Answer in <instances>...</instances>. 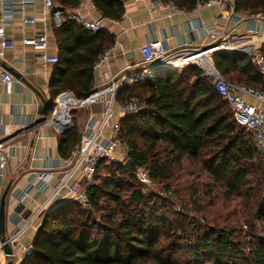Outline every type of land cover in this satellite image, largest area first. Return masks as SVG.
<instances>
[{
	"label": "trees",
	"instance_id": "16d2710c",
	"mask_svg": "<svg viewBox=\"0 0 264 264\" xmlns=\"http://www.w3.org/2000/svg\"><path fill=\"white\" fill-rule=\"evenodd\" d=\"M161 1L192 12L197 1L206 0ZM54 2L77 8L81 0ZM93 3L102 18L117 21L124 14L123 0ZM234 6L245 15L264 13V0H235ZM53 32L58 63L48 84V109L65 91L85 100L93 87L95 62L113 45L106 31L92 33L73 21L65 20ZM212 62L228 83L264 93V73L246 55L216 52ZM129 101L145 105L142 112L119 120L120 136L129 145L128 158L136 168H143L171 195L187 200L188 213L206 212L215 205L216 196H222L223 208L230 207L226 201L234 202L229 215L240 207L237 222L253 227L252 220H257L263 237L253 232L243 235L237 222L219 226L218 221L226 223L223 216L204 228L190 222L192 233L186 236L183 224L171 221L158 197L142 194L131 171L121 163L103 162L88 187L89 207L81 209L70 201L44 214L31 243L33 254L19 264H264V165L251 135L234 123L226 103L201 78L200 70L179 67L162 76L123 83L115 102ZM74 113L73 127L60 135L63 157L79 141ZM190 165L196 170H187ZM101 171L106 175L101 176ZM201 174L206 182L198 179ZM123 191H127L125 201ZM201 217L206 219L205 214Z\"/></svg>",
	"mask_w": 264,
	"mask_h": 264
},
{
	"label": "built area",
	"instance_id": "2783aa9c",
	"mask_svg": "<svg viewBox=\"0 0 264 264\" xmlns=\"http://www.w3.org/2000/svg\"><path fill=\"white\" fill-rule=\"evenodd\" d=\"M40 1L42 6L50 12V17L57 27L65 20L76 22L89 32H98L102 28L99 21H91L76 8H63L54 0H0V84L15 82L12 74L4 67L5 51L14 48V43L3 38L4 27L13 22V14L21 16V23L32 26L36 20L26 15V9L33 7ZM142 0H123L125 3H135ZM235 0H206L197 1L194 11L212 7L218 8L219 14L213 23L206 28L208 43L202 46L184 47L179 50L167 49L161 41H147L140 48L142 64L150 69L165 67L196 66L200 70L201 78L208 81L218 96L226 103L231 112L234 123L244 129L252 137L257 155L264 162V93L260 90L228 83L216 70L212 56L216 52H239L248 57L250 62L260 73H264V53L261 47L264 44V13L245 15L237 13ZM149 12L166 9L173 13H181L169 2L152 0L147 6ZM244 22L250 25L236 32V28ZM229 25L231 27H229ZM219 28V30H217ZM21 44L32 51L33 58L43 66L58 63L57 56L47 54V37L44 34L23 36ZM112 48L104 51L95 62L93 70L108 61ZM139 76L136 75V79ZM103 87L89 95L85 100H77L72 93H60L55 99L50 116L44 119L43 125L53 127L57 134H63L73 127L71 113L78 109L88 108L99 104L101 111L99 117L89 116L85 122L84 130L79 141L70 152L68 163L59 170L45 169L33 174L34 184H29L21 190L16 198L18 204L12 209L9 220L13 229L8 235L0 236V256L5 264L31 256V244H22V239L39 227L37 222L51 209L66 203L76 202L82 208L89 207L88 187L103 162H117L123 164L128 159V150L120 138L119 120H115V96L121 84L112 81L109 73L103 74ZM144 103L129 101L120 106V117L134 116L143 111ZM65 113L66 121L63 124L60 116ZM32 125H29V129ZM10 139L0 138V205L3 195L4 172L13 159ZM125 150V151H124ZM135 175L140 184L141 192L148 195L154 182L143 168H137ZM35 190L37 196H43L38 206L25 208L21 201ZM5 247L11 249V254L5 252Z\"/></svg>",
	"mask_w": 264,
	"mask_h": 264
},
{
	"label": "crops",
	"instance_id": "0c3cea01",
	"mask_svg": "<svg viewBox=\"0 0 264 264\" xmlns=\"http://www.w3.org/2000/svg\"><path fill=\"white\" fill-rule=\"evenodd\" d=\"M151 2L152 0H142L125 3L121 19L114 21L102 18L94 6L93 0H81L76 9L81 11L87 19L99 21L101 30L113 37V45L110 47L112 52L108 61L93 70L91 94L103 87L104 73H109L113 82L122 85L123 83L134 84L143 78L162 76L170 71H178L179 67L153 70L144 66L141 62L140 48L147 41H161L169 50L202 46L208 43L206 28L219 14L218 8L212 7L200 12L182 11L181 13L158 9L151 13L147 9ZM25 13L34 18L36 23L32 26H25L21 23L20 14L14 13L13 22L4 27L2 36L14 43L13 49L5 51L4 67L12 74L15 82L0 84V138L10 139L9 144L12 146L13 155V159L4 172L3 184V194L6 192L4 202L8 198L9 213L18 204L17 194L21 190H25L29 184L36 182L33 179L34 173L45 171V169L59 170L67 165L70 155L69 153L67 157H63L60 153L61 134H57L53 127L42 124L44 119L50 116L55 100L52 101V107L47 108L43 117L37 115L41 104L40 97L47 104L51 102L48 84L54 65L43 66L33 58L32 51L21 44L23 36L31 37L36 34H44L48 42L47 54L58 56L53 32L57 26L52 21L50 12L42 6L40 1H37L33 7H28ZM249 25L244 22L235 30L239 32ZM229 27L231 26L229 25ZM14 74H18L20 77L16 79ZM136 75L139 76L137 79ZM121 105L118 103L115 105V117L117 116V118L114 119L117 121L121 118L118 113ZM100 108L99 104H93L88 108L75 110L74 118L80 136L88 117H99ZM81 113L84 114L83 121ZM81 122L82 129H80ZM29 125H32V128L29 129ZM42 201L43 196H37L35 190H31L21 203L28 209L40 205ZM5 223L4 235H8L13 229V224L9 218L7 226ZM35 233L36 231H32L27 234L22 239V244H31ZM21 261L22 259L14 264H19Z\"/></svg>",
	"mask_w": 264,
	"mask_h": 264
},
{
	"label": "rangeland",
	"instance_id": "374dc122",
	"mask_svg": "<svg viewBox=\"0 0 264 264\" xmlns=\"http://www.w3.org/2000/svg\"><path fill=\"white\" fill-rule=\"evenodd\" d=\"M137 102H139V101H137ZM94 105H97V104H94ZM81 115H82L81 118L83 121L84 120V116H83L84 114L81 113ZM115 118H117V116ZM82 126H83V124L81 122L80 129H82ZM120 138H121V141L124 145V148L129 150V145L127 144L126 140H123L122 136H120ZM138 145H140V143H138ZM258 158L262 162V164L264 165V162L262 161L260 156H258ZM196 167H197L196 165H190V166H187L186 169L189 171H195ZM106 173L107 172H105V171L99 172V174H101V176H103V175L105 176ZM110 173H112V172L110 171ZM205 177L206 176H204V174H201L198 179H202L203 182H206ZM186 179L189 180V178H186ZM136 182H137V184H139V182L137 180H136ZM126 192L127 191H123V193L121 195L122 201L126 200V196H127ZM215 192H218L217 189H215ZM152 194H154V197H156V198L158 197L160 199V203L162 204V206H164V207L166 206L164 210L165 211L168 210L166 212L167 213L169 212V214H170L169 217L171 218V221H176L177 226H180L181 224H183L184 233L186 234V236H188L190 233H192V227H191L190 222H195L201 228H204L207 226V223H209L211 220H215V219H218L219 216H223V218H225V220H226V223L221 224L220 221H218V225L225 228V227H229L230 225H232V222L236 223L237 222L236 219L241 215V208L240 207L237 209V212L234 216L229 215V212L232 209L231 206H234V202H229V201L227 202L226 201L224 204L229 205L230 207H226V208L224 207L223 208L222 205H223L224 201L222 199V196H216L214 198L215 205L213 207L207 208L206 212H203L200 214H195L194 212L188 213L189 212L188 209L190 206L186 202L187 200L183 201L179 197L171 195L170 191L163 189L159 184H157L155 182H154L153 187L149 190V193H148V195L150 197ZM235 201H240V199L235 200ZM147 207L150 208L151 207L150 204H148ZM8 208L9 207H8V198H7L6 202H5V218H6L5 219V222H6L5 225L6 226L8 224V218L10 216ZM81 209H84V208H81ZM183 212H187L189 218L182 217L183 216L182 214H184ZM201 214H205L206 219H204V217H201ZM92 215L95 216L96 218H98L100 216L99 213H96V214L92 213ZM39 224H40V221L37 222V225H39ZM237 224H239V227H238L239 232H241L243 235L253 232L256 235H259V237L262 236L261 231H260V224L257 222V220H255V221L252 220L251 224H253V227H251L249 225H244V224L242 225L241 223H238V222H237ZM0 264H5L4 258L2 256H0Z\"/></svg>",
	"mask_w": 264,
	"mask_h": 264
},
{
	"label": "water",
	"instance_id": "95a60500",
	"mask_svg": "<svg viewBox=\"0 0 264 264\" xmlns=\"http://www.w3.org/2000/svg\"><path fill=\"white\" fill-rule=\"evenodd\" d=\"M14 77L16 79H18L20 76L18 74H14ZM40 101H41V104L38 108L37 115L40 117H43L47 112V105L48 104L41 97H40ZM123 166L126 169H128L129 171H131L132 173H136V171H137V168H136L134 162L129 158L123 163ZM5 195H6V192H4V194L2 195L1 205H0V236L1 237L4 236V222H5V202H4V199H5ZM5 252L7 254H11V249L9 247H5ZM7 264H13V263L11 261H9Z\"/></svg>",
	"mask_w": 264,
	"mask_h": 264
},
{
	"label": "bare ground",
	"instance_id": "6f19581e",
	"mask_svg": "<svg viewBox=\"0 0 264 264\" xmlns=\"http://www.w3.org/2000/svg\"><path fill=\"white\" fill-rule=\"evenodd\" d=\"M60 121L64 124L65 121H66V116H65V113H62L61 116H60Z\"/></svg>",
	"mask_w": 264,
	"mask_h": 264
}]
</instances>
